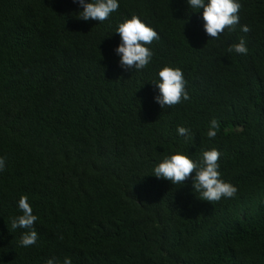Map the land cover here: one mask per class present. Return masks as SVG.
Instances as JSON below:
<instances>
[{"label": "trees", "instance_id": "1", "mask_svg": "<svg viewBox=\"0 0 264 264\" xmlns=\"http://www.w3.org/2000/svg\"><path fill=\"white\" fill-rule=\"evenodd\" d=\"M238 2L235 30L212 39L187 0H118L102 23L73 0H0V264H264V0ZM133 15L159 34L139 71L115 53ZM241 38L247 55L229 52ZM164 67L190 97L172 108L155 102ZM213 119L225 131L209 138ZM213 148L235 198L153 175ZM21 196L38 217L27 248L11 228Z\"/></svg>", "mask_w": 264, "mask_h": 264}, {"label": "clouds", "instance_id": "2", "mask_svg": "<svg viewBox=\"0 0 264 264\" xmlns=\"http://www.w3.org/2000/svg\"><path fill=\"white\" fill-rule=\"evenodd\" d=\"M83 10L78 13L82 21H97L102 23L109 19L110 15L119 8L118 0H73ZM193 10L203 9V29L208 37L219 39L227 30L232 32L240 22L239 12L242 5L238 0H187ZM197 12V11H195ZM241 31L250 32L248 26H242ZM116 34L120 37V44L115 49L116 55L120 57V67L124 70H143L152 61L153 52L148 45L159 40V34L142 20L133 15L131 19L120 23L116 29ZM229 52L235 51L237 54L247 55L248 48L243 38L239 43L232 45ZM159 82H153L159 89V95L155 97V102L161 108H172L190 99L186 91V80L181 69L164 67L159 73ZM220 125L213 119L210 123L207 136L215 138ZM178 134L184 136L186 140L192 139L190 130L184 127L177 129ZM221 153L213 148L202 153V161L197 162L182 154L166 156L153 171L157 178L171 181L174 185H181L185 181L192 179L193 188L200 194V199L210 204H215L221 199L235 198L238 192L237 187L225 182L221 178L220 164L218 163ZM6 158L0 157V172L5 171ZM195 176L192 177V174ZM18 208L22 212L12 219L11 228L13 230L25 229L19 241L22 247L34 246L38 240V234L34 225L38 217L33 214V209L28 202L27 196H21ZM63 239V237H60ZM46 264H56L55 258L46 261ZM63 264H72L70 258H65Z\"/></svg>", "mask_w": 264, "mask_h": 264}, {"label": "rangeland", "instance_id": "3", "mask_svg": "<svg viewBox=\"0 0 264 264\" xmlns=\"http://www.w3.org/2000/svg\"><path fill=\"white\" fill-rule=\"evenodd\" d=\"M219 130L220 131H225L223 127H219Z\"/></svg>", "mask_w": 264, "mask_h": 264}]
</instances>
